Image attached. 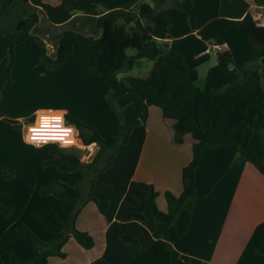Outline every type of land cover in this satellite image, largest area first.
Listing matches in <instances>:
<instances>
[{"label": "crops", "instance_id": "1", "mask_svg": "<svg viewBox=\"0 0 264 264\" xmlns=\"http://www.w3.org/2000/svg\"><path fill=\"white\" fill-rule=\"evenodd\" d=\"M96 1L100 11L105 12L125 2L141 0ZM175 1L183 5L184 0H168L161 7L169 18V47L180 51L188 64L198 70L197 84L203 90L216 89L223 83L238 79L236 65L255 62L260 72L259 85L264 90V57L258 62L249 58L237 59L236 52L234 54L236 48L225 41L223 45L213 46L227 56L229 50L232 52L233 56H229L232 62L223 65L218 60V52L210 54L211 43L201 34L205 26L213 25L218 18L233 21L244 16L246 18L252 8L259 11L256 18L264 19V0H240L243 3L239 0H191L192 7L186 15L183 6H179L171 15L170 7ZM40 8L44 11L42 7L24 0L21 14L15 15L10 21V27L14 26L16 29L19 21L33 11H37L43 18ZM75 18L78 20L74 22ZM58 24L63 25L61 35L69 30L94 37L102 34L97 15L93 14L77 12L69 20ZM258 24L264 26L261 20ZM217 25L214 24V27ZM190 31L197 39L186 38L191 34ZM263 52V55L260 51L258 54L264 56ZM89 64L87 53L76 49L59 67H64L66 78L71 76L72 81L80 78L87 80L91 96L100 100L108 113L92 104L90 95L85 94L83 98H78L76 94H60L54 98L49 96L51 103L39 104L32 101L16 104L14 118L21 120L30 113L37 117L43 111H66L67 116L73 112L75 118L93 125L103 136L118 134L134 120L140 119V123L132 128L128 142L116 151L112 164L96 174L94 185L89 175L82 181V196L74 223L78 229L92 235L93 247L86 249L73 237L64 245V248L69 245L76 250L79 255L77 264H97L101 258L114 264H128L137 250L134 245L124 241L114 228L133 235L143 246L154 238V220L129 218L127 209L129 205L139 204L146 195L139 182L153 184L159 192V209H168L164 193L171 191L176 196L182 193L183 168L192 159L193 138L185 135L182 142H176L172 121L164 117L160 107L151 105L146 108L145 115L140 114L134 105V93L113 90L100 75L89 69ZM34 67L31 66L29 71ZM8 97L9 87L4 104H7ZM262 109L264 110V102L250 107L246 122L252 124L256 113ZM88 110L91 114L86 113ZM8 113L4 108L0 119ZM252 138L249 142L251 149L261 155L262 149L253 146ZM71 172L76 173L73 174V181L65 182L75 184L80 173L77 170ZM108 184L112 188H108ZM195 188L192 210L183 209L176 219L177 229L169 231V240L173 246L172 264H264V174L249 161L239 159L235 149L221 145L203 151L201 162L195 171ZM90 195L99 199L113 198L115 202L111 201L113 203L110 204V209L103 214L96 203L89 199ZM46 196L55 197L54 206L57 204L55 195ZM10 225L11 222L2 223L1 234L6 236ZM34 251L33 256L37 254ZM1 255L3 258V254ZM51 257L53 256L49 257L50 263Z\"/></svg>", "mask_w": 264, "mask_h": 264}, {"label": "trees", "instance_id": "2", "mask_svg": "<svg viewBox=\"0 0 264 264\" xmlns=\"http://www.w3.org/2000/svg\"><path fill=\"white\" fill-rule=\"evenodd\" d=\"M44 9L48 19L53 23L69 20L75 13L97 15L98 25L102 29L99 37L82 35L67 31L60 39L56 56L50 57L46 43L39 36L31 33L39 21V14L33 11L23 17L14 31L0 30V60L7 57V65L0 74V106L3 104L8 87L12 83V69L15 63V48L18 45L31 47L37 53L38 62L48 68H58L76 49L84 50L89 58V69L100 75L113 90L135 94L136 110L145 115L146 108L155 105L162 109L166 119L172 121L174 140L182 142L185 135L193 138L192 159L183 168V191L176 196L171 191L164 193L168 209L162 211L157 205L159 192L154 185L139 182L146 195L137 205H129L127 216L153 219L154 238L146 245L131 234L119 228L114 230L122 239L136 248L135 256L128 264H172L173 246L169 240V231L177 229L176 219L186 209L191 211L196 196L195 171L199 166L202 153L207 148L227 145L235 149L239 159L249 161L264 174V155L255 153L250 139L261 125L264 113L259 110L252 124L246 122L250 107L264 102V90L259 85V67L257 63L236 65L239 77L223 83L212 90H203L198 84V70L188 64L184 55L169 47V18L161 7L168 0L125 2L121 6L101 12L96 0H59L52 3L46 0H25ZM12 0H6L0 15L6 14ZM184 13L192 7L191 0L183 1ZM135 48V54H128V48ZM142 59L154 62L147 76H127L118 78V73L139 65ZM218 60L228 65L232 59L218 52ZM68 117V116H67ZM69 120L76 125L81 139L86 143H96L97 153L89 161L81 159L77 148H60L52 144L55 155L40 161V165H54L62 171H79L75 184L59 179L50 181L40 187L42 196L53 194L57 204L53 207V219L61 228L57 238L51 241L41 240L27 224L19 226L20 235L31 242L37 254L29 260H21L9 252L10 261L4 262L0 253V264H49L50 256L66 257L63 247L73 237L82 247L89 249L94 245L90 233L80 230L74 223L82 196V181L86 175L91 176L92 185L96 174L112 164V158L118 148L128 142L132 128L140 123L134 120L122 132L103 136L96 127L77 118ZM5 177H12V170L0 163ZM103 214L108 208V201L92 195ZM0 212L9 216L11 207L0 202ZM97 264H114L105 258Z\"/></svg>", "mask_w": 264, "mask_h": 264}, {"label": "rangeland", "instance_id": "3", "mask_svg": "<svg viewBox=\"0 0 264 264\" xmlns=\"http://www.w3.org/2000/svg\"><path fill=\"white\" fill-rule=\"evenodd\" d=\"M5 1L0 0V10ZM141 1H148L154 4L152 0ZM177 2L175 1L170 7L171 15L174 11L178 10L179 6L181 8L183 6ZM239 2L241 1L239 0ZM22 6H24V0H12L6 14L0 15V27H3L0 30L14 31V26L10 27V21L15 18V15L21 14ZM39 12L44 17L41 18L38 13L39 21L34 25L31 33L45 41L47 54L54 58L59 41L63 36L60 31L63 25L51 22L41 8ZM237 13L240 15V11ZM257 13L259 11L252 8L246 18L244 16L234 21L226 18H218L216 22L214 21V24H218L217 26L214 27V24L205 26L201 30V34L211 43L210 54H217L218 51L213 48L215 44L223 45L227 41L231 47L236 48L234 54L236 52L237 59L244 60L249 58L257 62L262 61L264 57L261 56L264 51V26L258 24L260 19L255 17ZM262 15H264V10ZM76 20L78 19L75 18L73 21L75 22ZM190 33L186 37L187 39H197L192 35L191 31ZM259 51L261 54H258ZM135 52V48L130 47L127 49V53L130 55L135 54ZM227 54L230 57L233 56L230 50ZM257 55L260 56L258 57ZM7 60V57L0 60V74L4 71ZM153 64L154 62L152 60L142 59L139 65H134L128 70L120 71L118 78L147 76ZM31 66L35 67L32 71H29ZM42 70H45V72ZM64 70V67L48 68L39 63L37 53L31 47L20 45L17 49L15 48V63L12 69V83L9 86V97L6 101L7 104L3 103L0 106V115L4 108L9 112L7 116L0 119V163L10 168L13 172L12 177L7 178L0 169V202L12 208L10 216L0 212V229L2 223L11 222L6 236L1 234L0 231V252L3 254V260L6 263L10 261L9 252L15 253L19 259L24 261L34 257L35 249L31 242L20 235V225H29L34 233L45 242L54 240L61 232V228L53 219L52 209L54 200H56L55 197L42 196L38 193V189L46 186L54 179H59L63 182L73 181V174L76 173L61 171L54 165H45L44 167L40 165V161L55 155L53 145L47 144L37 148L32 144L25 143V126L34 121L36 115L30 113L21 120L15 119L14 113L17 110L14 109L16 104L19 105L20 102L33 101L39 104L51 103L52 101L48 99L49 96L54 98L60 94L63 96L76 94L78 98H83L85 94L91 96L92 92L87 80L80 78L77 81H72L71 76H67L66 78L67 73ZM91 98L89 100L92 104L102 110H107V113L109 112L108 109H105V106L101 105L100 100H97L96 97L94 99L92 96ZM262 111L264 113L263 109ZM86 113L91 114L90 110ZM118 113L121 116V113ZM257 115L256 113L252 123L255 121ZM68 117L75 118L73 112L69 113ZM68 117L67 120L70 121ZM252 137L253 146L262 149L261 155H264V125H260ZM76 143L80 144L78 141ZM96 148L95 146L87 154V149H81L79 147L81 149V159L88 161L90 154L97 153ZM107 187L112 188L109 184ZM112 197H115V195ZM105 200L108 201V210L110 209V204L113 203L111 201L114 200L113 198H105ZM73 242L77 244L75 241ZM63 251L66 253V257L53 256L49 264L79 263L77 259L79 255L75 249L68 245L66 248L63 247Z\"/></svg>", "mask_w": 264, "mask_h": 264}, {"label": "clouds", "instance_id": "4", "mask_svg": "<svg viewBox=\"0 0 264 264\" xmlns=\"http://www.w3.org/2000/svg\"><path fill=\"white\" fill-rule=\"evenodd\" d=\"M65 115L66 111H60V114L54 117H39L38 127L28 126V132L24 135L25 143L37 148L48 143H56L62 149L75 144L78 130L74 125H65Z\"/></svg>", "mask_w": 264, "mask_h": 264}, {"label": "built area", "instance_id": "5", "mask_svg": "<svg viewBox=\"0 0 264 264\" xmlns=\"http://www.w3.org/2000/svg\"><path fill=\"white\" fill-rule=\"evenodd\" d=\"M260 18H262V17H260ZM260 20H261L262 23H264V19H263V18L260 19ZM59 114H60V111H43V112L39 113V114L37 115V117L35 118L34 121H32L31 123L26 124V126H25V134L28 132V126H37V127L39 126V117H42V116L54 117V116H57V115H59ZM64 122H65V125H74V123H72L71 121H68V120H67V115L64 116ZM74 126L76 127V125H74ZM76 129H77V127H76ZM77 130H78V129H77ZM75 139L78 140V142H79L80 144L75 143V144H73V145H70V146L67 147V148L74 147V148H77L79 151H81V149H87V150H86L87 154L89 153V151L93 150L95 146H96L97 148H99V147L97 146L96 143L86 144V143L81 139L80 134H79V130H78V134L76 135ZM48 144H56V143H48ZM46 145H47V144H46ZM57 145H58V144H57ZM93 145H95V146H93ZM79 147H80L81 149H79ZM97 148H96V149H97ZM92 154H94V153H92ZM92 154H90V155H92ZM90 155H89V157H90ZM89 157H88V160H89ZM83 161H84V160H83Z\"/></svg>", "mask_w": 264, "mask_h": 264}, {"label": "water", "instance_id": "6", "mask_svg": "<svg viewBox=\"0 0 264 264\" xmlns=\"http://www.w3.org/2000/svg\"><path fill=\"white\" fill-rule=\"evenodd\" d=\"M98 149H99V148H97V151H98ZM95 154H96V153H95ZM95 154L90 155L89 160H91Z\"/></svg>", "mask_w": 264, "mask_h": 264}, {"label": "bare ground", "instance_id": "7", "mask_svg": "<svg viewBox=\"0 0 264 264\" xmlns=\"http://www.w3.org/2000/svg\"><path fill=\"white\" fill-rule=\"evenodd\" d=\"M75 140H76V139H75ZM77 141H78V140H76V142H77ZM76 142H75V143H76Z\"/></svg>", "mask_w": 264, "mask_h": 264}, {"label": "snow or ice", "instance_id": "8", "mask_svg": "<svg viewBox=\"0 0 264 264\" xmlns=\"http://www.w3.org/2000/svg\"><path fill=\"white\" fill-rule=\"evenodd\" d=\"M58 119V117H56Z\"/></svg>", "mask_w": 264, "mask_h": 264}]
</instances>
